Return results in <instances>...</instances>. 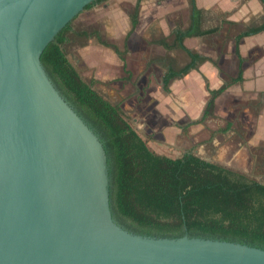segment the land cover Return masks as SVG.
<instances>
[{"label":"water","instance_id":"95a60500","mask_svg":"<svg viewBox=\"0 0 264 264\" xmlns=\"http://www.w3.org/2000/svg\"><path fill=\"white\" fill-rule=\"evenodd\" d=\"M92 1L0 0V264H264L256 246L113 218L103 143L40 60Z\"/></svg>","mask_w":264,"mask_h":264},{"label":"trees","instance_id":"16d2710c","mask_svg":"<svg viewBox=\"0 0 264 264\" xmlns=\"http://www.w3.org/2000/svg\"><path fill=\"white\" fill-rule=\"evenodd\" d=\"M105 1L94 0L84 10ZM140 1L137 0L130 14L131 25L123 44L124 52L126 39L137 24ZM189 1L194 12L190 27L187 31H178L174 39L187 53L190 62L179 70L165 72L162 82L167 93L170 80L185 76L206 60L182 44L184 38L199 34L194 0ZM71 23L45 47L40 60L59 90L71 96L75 110L103 143L113 218L131 223L137 230L130 231L140 234L172 238L188 234L264 249V184L192 153L171 158L151 150L147 141L124 117L120 103L113 104L105 99L92 83L81 78L68 59L64 44ZM109 47L124 61V52L116 46ZM241 78L239 71L235 81H241ZM230 84L227 82L217 90H209L200 122L212 114L216 97ZM192 124L195 123L182 128ZM229 128L230 125L224 130Z\"/></svg>","mask_w":264,"mask_h":264},{"label":"crops","instance_id":"0c3cea01","mask_svg":"<svg viewBox=\"0 0 264 264\" xmlns=\"http://www.w3.org/2000/svg\"><path fill=\"white\" fill-rule=\"evenodd\" d=\"M136 3L137 0H107L91 7H104L109 14L108 27L118 29L115 37L121 36L122 47L130 30V14ZM191 7L189 0H141L138 6L137 24L126 39V53L122 55L124 61L109 45L116 46L120 52L125 51L124 47L120 49L116 43L106 41L98 30L89 33L85 30L77 31L72 26L64 44L65 52L71 44V35L79 38L95 37L97 44L91 41L90 46L77 45L72 49H79V56L82 55L85 61L92 64L93 72L88 81L79 75L85 82L92 83L93 88L99 92L96 86L101 87L104 83L121 85L125 79L134 82L132 72H128L126 67V55L132 49L130 43L139 41L145 46L150 44L148 47H154L156 53L163 57L151 60L153 61L151 64L159 65L163 70L161 75L163 86L162 79L166 71L179 70L190 62L189 56L177 46L174 38L178 31L189 29L194 13ZM193 7L196 9L199 34L184 38L182 44L206 60L185 76L170 80L168 87L173 106L186 114L187 124L195 123L187 128L189 133L198 128L204 129V125L214 120L225 125L219 130L227 132L230 128L224 129L231 125L234 117L229 109L239 108L233 101L246 95L243 98L254 100L251 108L257 110L254 112L255 115L251 112L245 113L252 118H248V121L262 124L264 130V114L263 117L260 116L262 112L264 113V2L262 0H194ZM88 53H92L91 58L85 57ZM82 56L81 60H83ZM73 61L77 64L79 59ZM74 67L76 68L75 65ZM239 71L242 73V78L241 81L236 82ZM227 82L231 84L216 97L212 114L200 122L209 99V90H217ZM132 97L133 95H128L122 100L120 97L119 100H113L111 103L118 104L120 101L122 107V103L128 102ZM230 99L233 103L227 105V109L223 108L222 102ZM209 138L210 136L203 145H208L210 152L202 147L199 150L201 154L193 153L208 162L225 166L223 155H234L240 149L237 145L232 147L229 143L219 142L217 136L210 138L211 140Z\"/></svg>","mask_w":264,"mask_h":264},{"label":"rangeland","instance_id":"374dc122","mask_svg":"<svg viewBox=\"0 0 264 264\" xmlns=\"http://www.w3.org/2000/svg\"><path fill=\"white\" fill-rule=\"evenodd\" d=\"M108 15L104 7L83 10L72 21L71 26L77 31L85 30L89 33L92 30H98L103 39L109 40L110 43H116L120 49H123L120 42L121 36L115 37L118 29L108 27ZM120 24L122 27V22ZM71 38V44L66 48V53L73 64V60L79 59V62L74 65L82 78L88 81L93 72L91 69L92 64L85 61L82 55L83 60H81L80 50L72 49V47H77V45L90 46L91 41L94 44H97V41L95 37L79 38L71 35ZM130 46L132 49L126 55V67L128 72H132L133 78H135V80L133 79L134 82L125 79L121 85L119 83L113 85L104 83L101 87H96L99 89V92H97L110 102L117 101L120 97L122 100L125 96L133 95L128 102L122 103L124 117L147 141L150 149L157 154L171 158L181 157L187 152L201 154L199 150L202 147L209 152L211 151L207 148L208 145H203L205 141H208V137L215 138L217 136L219 142L229 143L232 147L237 145L240 148L234 155H223L225 166L264 184V130L262 124L248 121L249 117L245 114L246 112L254 114L257 111L251 108L254 100L243 98L246 95H240V98L233 101L239 108L232 107V109H229L234 115L230 131L222 132L221 129L219 130L225 125L214 120L204 125V129L198 128L189 133L187 129L189 126L186 129L182 128L188 123L186 114L173 106L171 93H167L163 89L161 83L162 68L159 65L151 64L153 63L152 59L158 57L162 59L163 57L156 53L154 47L145 46L142 42L130 43ZM89 53L85 57L91 58L92 53ZM233 102L231 99L224 100L222 106L227 109V105ZM263 114L262 112L260 116L263 117ZM210 138L209 140H211Z\"/></svg>","mask_w":264,"mask_h":264},{"label":"flooded vegetation","instance_id":"af4514ba","mask_svg":"<svg viewBox=\"0 0 264 264\" xmlns=\"http://www.w3.org/2000/svg\"><path fill=\"white\" fill-rule=\"evenodd\" d=\"M187 153H192V152H187ZM187 153H185V154H187ZM193 154V153H192ZM183 156V155H182Z\"/></svg>","mask_w":264,"mask_h":264}]
</instances>
